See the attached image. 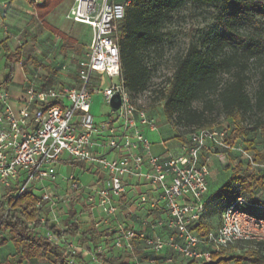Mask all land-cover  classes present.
<instances>
[{
  "label": "built area",
  "instance_id": "1",
  "mask_svg": "<svg viewBox=\"0 0 264 264\" xmlns=\"http://www.w3.org/2000/svg\"><path fill=\"white\" fill-rule=\"evenodd\" d=\"M128 3L73 0L65 18L91 29L89 45L75 65L74 84L42 88L31 82L14 101L6 87L0 88V200L23 192L34 194V208L43 210L38 218L41 226L35 228L31 221L27 226L50 244L64 245L68 264H76L79 252L73 237H57L42 227L46 222L56 226V218L50 223L45 217V212L55 213L56 199L50 186L57 180L59 164L72 160L103 173L102 183L90 187L84 198L89 210L96 209L101 215L94 223L97 229L111 228L130 182L149 185L154 191V195L138 194L135 207L159 208L160 215L139 221L142 229L118 224L108 238L115 250L132 254L137 243L144 245L147 259L133 255L132 264H156L157 255L164 250L172 254L165 264H172L174 256L209 262L214 253L238 245L264 248V219L242 210L247 204L243 196L222 211L216 229L205 236L195 229L204 219L212 156L225 164L229 153L243 154L252 167H264L241 145L227 143L225 130L192 128L183 135L181 155L152 154L146 131H156V122L127 90L121 75L118 39ZM113 78L119 83H112ZM99 93L110 111L106 120L96 122L90 110L93 95ZM115 94L120 106L113 111L110 100ZM66 181L74 197L81 195L82 185L74 175ZM9 209L4 202L0 212ZM88 250L83 251L89 264H102L98 254L104 253L105 247L98 244Z\"/></svg>",
  "mask_w": 264,
  "mask_h": 264
},
{
  "label": "trees",
  "instance_id": "2",
  "mask_svg": "<svg viewBox=\"0 0 264 264\" xmlns=\"http://www.w3.org/2000/svg\"><path fill=\"white\" fill-rule=\"evenodd\" d=\"M28 1L33 3L37 18L43 22L64 0H41L37 3L35 0ZM188 4L211 8L222 29L204 42L203 46L190 44L184 54L175 58L171 76L167 78L165 86L158 89L165 118L181 137L192 128L211 126L215 103L219 104L226 118L250 113L260 114L264 118V65L259 71V82L253 96L247 92L246 74L249 61L263 60L264 51L258 48V39L254 33L244 34L241 30L242 25H250L255 30L261 29L260 25L264 23V0H129L118 39L121 75L127 90L133 98L147 90L152 75L148 64L149 55L152 52L159 53L165 36L162 28L172 21L178 10ZM44 25L48 31L61 39L63 47L69 44L70 38L66 34L48 24ZM20 53V47H17L6 55L5 68L9 73L1 81V87H8L11 83L13 64L19 60ZM224 75L226 79L223 78ZM199 102L203 103L201 109L195 107ZM206 108L210 114L206 112ZM263 118L256 123L257 127L264 128ZM252 130L236 128L227 133L225 141L239 145L236 140L245 137ZM246 144L248 147L252 146L250 141H246ZM232 154L235 153H229ZM252 159L256 164L264 165L263 152L254 151ZM228 166L229 164L226 167ZM233 170L234 174L217 191L219 198L228 200L224 209L238 196H243L247 204L242 210L264 219V167L253 168L249 162L240 160ZM36 201L37 197L30 192H23L16 198L6 197L0 200V211L4 202H7L10 208L7 212H0V248L10 242L19 257V264L42 259H46L50 264H68L67 255L59 253L56 246L32 233L27 226L30 221L34 222L35 228L41 226L38 218L43 210L34 208ZM72 201L75 202L76 199L73 198ZM75 214L74 206L70 207L63 221V228L48 222L42 227L57 237L76 236L79 242H89L91 250L98 244L103 245L101 242L112 236L113 231H109V228L100 230L95 228L94 224L80 231L74 220ZM195 229L199 235L205 236L211 227L203 219ZM102 237L105 239L102 240ZM112 250L98 254L102 264H132L133 255H139L136 248L133 254L114 248ZM140 256L147 259L144 255L140 254L138 257ZM75 261L76 264H87L79 256L75 257ZM182 262L264 264V248L256 246L244 254L234 256L214 253L209 262L182 259L181 263H177L173 259L172 264Z\"/></svg>",
  "mask_w": 264,
  "mask_h": 264
},
{
  "label": "rangeland",
  "instance_id": "3",
  "mask_svg": "<svg viewBox=\"0 0 264 264\" xmlns=\"http://www.w3.org/2000/svg\"><path fill=\"white\" fill-rule=\"evenodd\" d=\"M114 2L123 0H113ZM64 6V5H62ZM62 11V8H58ZM62 26L59 27L63 32H71L76 37V43H72L67 51L70 65L73 66L79 58H81L83 52L87 49L90 42V32L87 26L74 25L64 18V12L61 13ZM260 30L253 29L250 25H242L241 30L244 34L254 33L258 39L257 46L264 51V23L260 25ZM58 27V26H57ZM31 28L32 31H29ZM28 30H23L22 25L14 32L8 33L6 39L0 47V83L8 75V70L5 68L6 55H9L17 47H20V57L18 61L13 64V80L9 86L10 91L15 87V82L22 76V67L25 75L30 76L31 80L35 82H43L48 72L41 66L47 64V60H52L51 70L56 75L57 70L63 68L62 51L59 49L61 45V39L58 36L53 35L50 31L44 30L45 36L53 41L43 40L40 35L42 27L38 25L36 21L28 25ZM81 29V31H80ZM221 25L216 19L215 12L206 6H196L188 4L184 8L178 10L170 23L166 24L162 31L165 36L160 46L158 54L154 52L150 53L148 64L151 67L152 75L151 80L148 84V88L145 92L136 96V102L142 105L147 114L153 117L155 120L167 123L170 125L168 120L165 118L163 111V101L159 98L158 89L163 88L166 84V80L171 76L174 69V60L178 55L184 54L190 44H197L203 46L204 42L213 38L215 34L221 31ZM55 36V37H54ZM79 38V39H78ZM38 54V55H37ZM31 58V59H30ZM38 65V66H37ZM59 67H53V66ZM264 65V59L260 61H249V70L247 71L248 83L247 92L250 96H253L259 82V71ZM56 69V70H55ZM52 73V74H53ZM226 79V76H223ZM106 82L109 80L107 77L104 78ZM112 83H119L116 78L112 79ZM1 88V85H0ZM214 97V95H210ZM196 108H203V103H196ZM109 106L103 101L102 95L94 94L92 98L91 114L94 116L96 122L106 120V116L109 113ZM206 112L210 114L206 108ZM213 123L211 126L217 129L225 130L226 133H231L234 129H253L248 132L245 137H240L236 140V143L248 152L251 157L254 156V151L259 150L264 153V128L257 127L256 123L263 117L257 113H250L245 116H237L235 118H226L221 111L219 104L214 105V110L211 114ZM264 119V118H263ZM172 126V125H171ZM160 130L163 131L161 126ZM246 141L252 142V146L248 147ZM246 148V149H245ZM247 161V157L243 154H232L227 155L226 163L222 164L217 156H212L209 162L210 175L208 177V192H207V203L206 211L204 214V220L214 228L218 225L222 210L227 204V201L222 200L218 197L217 191L224 185L225 182L234 174V166L238 161ZM229 164L228 167H226ZM89 165L83 162H74L72 160H66L61 162L57 169V180L53 186H50L54 190L51 192L55 196V213L45 212V217L52 223L54 218L57 219V223H54L57 227L63 228V221L67 217L70 207L74 206L76 211L74 220L79 225L80 231L85 230L89 225L94 224L100 220L98 210L90 211L89 207L85 204V196L88 194L90 187H97L92 179V173L85 171ZM254 168V167H253ZM74 175L82 185L81 195L74 197L73 193L68 188L66 177ZM73 198L76 199L73 202ZM73 204V205H72ZM262 210V208H258ZM138 221L149 219L147 211L144 207L137 208L135 210ZM117 222V218L115 220ZM147 234H150L149 230H145ZM73 243L76 247L82 246V242L78 241V237L72 236ZM110 243V242H109ZM106 250L110 252L112 250L111 244L104 246ZM256 246L253 244L238 245L229 248L222 252L226 256L241 255L254 249ZM91 252V249L88 250ZM141 251H139V255ZM139 255L135 254L136 257ZM142 255V254H141ZM11 258L9 264H19V258L15 254V251L11 244L0 249V264H4L3 261ZM86 258H89L87 255ZM142 260H145L140 256ZM175 262L181 263L179 259H174ZM145 264V263H143ZM156 264H165L164 262ZM185 264V262H182ZM187 264V263H186Z\"/></svg>",
  "mask_w": 264,
  "mask_h": 264
},
{
  "label": "crops",
  "instance_id": "4",
  "mask_svg": "<svg viewBox=\"0 0 264 264\" xmlns=\"http://www.w3.org/2000/svg\"><path fill=\"white\" fill-rule=\"evenodd\" d=\"M41 0H35V3L40 2ZM73 4V0H64L62 1L51 13H49L45 18L44 21H40L37 16H36V11L34 8L33 3H30L28 0H0V47H2L6 36L8 33L11 31L14 32L20 28V24L22 25L23 30H28V25L32 24L34 21L38 23L42 27V32L40 37L43 40H49L53 41L50 38H47L44 34V30L48 31L45 27L44 24H48L59 31L63 32L59 27L62 26V19H61V13L64 12V18L70 9V7ZM64 5V6H62ZM62 8V11L58 10V8ZM66 19V18H65ZM67 20V19H66ZM69 21V20H68ZM71 22V21H69ZM74 25H81L85 26L82 24L78 23H73ZM58 26V27H57ZM88 27V26H87ZM89 28V27H88ZM33 28H31L29 31H32ZM81 31V29H80ZM90 32V38H91V29L89 28ZM70 38V42L66 47L62 46V41L60 45V50L63 52L62 53V59L65 58V60H62L64 64L62 65L63 68L61 70H57L56 75H54V71L51 70V63H53L52 60H47V64H44L45 66H41L44 69H46L49 74H47L45 81L43 82H35L34 80H31L30 76L25 75L23 67H22V76L21 78H18L15 82V87H13V90L10 91V85L6 87L10 95L14 100L17 98H20L22 96V93L24 89L28 86L29 83L33 82L36 86L45 88V87H52V86H62V85H72L76 82L77 76H76V63L71 66L70 65V60L68 58V49L69 46L76 41V37L73 36L71 32H63ZM54 35V34H53ZM57 36V35H55ZM54 36V37H55ZM79 39V38H78ZM76 43V42H75ZM38 55V54H37ZM31 59V58H30ZM78 61V60H77ZM38 66V65H37ZM60 66V65H59ZM59 66H53V67H59ZM56 70V69H55ZM53 73V74H52ZM151 117V116H150ZM153 118V117H151ZM154 119V118H153ZM155 120V119H154ZM156 125H157V130L150 132L146 131V134L151 142V152L154 155L157 156H162V157H167V156H179L182 154V142L185 140L184 136H180L179 133L169 124L161 122L159 120H155ZM159 126L162 127V129H165L163 131L160 130ZM85 171H89V173H92V179L95 184H100L103 181V173L99 171L97 168H94L92 166H88L87 168H84ZM127 195L123 199L122 206L120 209V212L117 216V222L113 220L112 224L110 225L111 228H109V231H114L116 229L118 224H122L126 227H133L136 229H142L141 224L139 223V218H137L135 210L137 209L135 207V199L136 196L140 193H148L151 195H154V191L149 185L142 184L136 181L130 182L129 185L127 186ZM207 198V197H206ZM142 208V207H141ZM145 208V207H144ZM147 211V215H149V219L153 220L154 218L158 217L160 215V209L155 208L153 210H150L148 208H145ZM100 215V213H99ZM101 217V215H100ZM220 225V220L219 223L216 227L211 228V229H216ZM110 236L106 237L107 240H104L105 238L102 237L101 239L104 240L101 243L106 246V244H111L109 243L110 240L108 239ZM8 244H11L10 242ZM7 244V245H8ZM5 245L4 247H6ZM82 246L77 247V250L79 252V258L87 264H89V258H86L87 256L84 254V251L86 248L91 246L89 242H83L81 244ZM12 246V244H11ZM1 247V248H4ZM13 247V246H12ZM58 248V252L62 253L65 255V246L64 245H58L56 246ZM0 248V249H1ZM14 249V248H13ZM136 249L141 251V254L144 255L145 257H148V252L144 245L142 243H137L136 244ZM172 255L169 250H164L160 254L157 255V261L158 262H164L165 263V258L167 256ZM19 258V257H18ZM179 259L182 261V259L179 256H174L173 259ZM11 261V258L6 259L3 261L4 264H9ZM22 264H50L46 259H42L40 261L37 260H32L29 263H22Z\"/></svg>",
  "mask_w": 264,
  "mask_h": 264
},
{
  "label": "water",
  "instance_id": "5",
  "mask_svg": "<svg viewBox=\"0 0 264 264\" xmlns=\"http://www.w3.org/2000/svg\"><path fill=\"white\" fill-rule=\"evenodd\" d=\"M120 106V97L118 94H115L110 100V107L113 111H116Z\"/></svg>",
  "mask_w": 264,
  "mask_h": 264
}]
</instances>
